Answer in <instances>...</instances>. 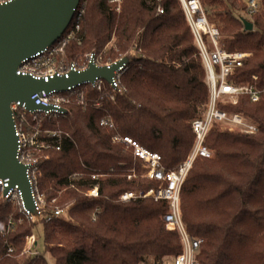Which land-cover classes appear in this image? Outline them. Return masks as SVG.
<instances>
[{
    "label": "trees",
    "instance_id": "16d2710c",
    "mask_svg": "<svg viewBox=\"0 0 264 264\" xmlns=\"http://www.w3.org/2000/svg\"><path fill=\"white\" fill-rule=\"evenodd\" d=\"M257 1L253 30L244 31L246 0H200L208 20L229 39L227 49L251 53L228 77L236 85L252 76L264 85V0ZM80 3L81 26L66 48L70 61H81L87 51L103 63L132 49L136 56L122 74L123 90L114 92L105 110L80 106L74 94L65 105L69 115L44 121L69 134L40 164L37 189L48 209L45 251L55 264H140L147 258L160 264L182 252L179 232L164 221L168 201L122 202L119 196L165 183L128 179L140 161L112 138L129 136L158 153L166 171L184 162L195 142L191 123L208 100L202 62L179 0H123L119 13L109 0ZM81 89L98 96L89 86ZM217 105L246 116L257 131L211 126L206 143L214 153L196 158L188 171L179 195L181 219L190 237L200 240L196 264H264V95L256 102L240 95L236 103L221 99ZM106 114L115 118V128L99 125ZM95 186L98 196L87 195ZM56 207L62 209L57 215ZM36 224L0 197V264H49L26 248Z\"/></svg>",
    "mask_w": 264,
    "mask_h": 264
},
{
    "label": "built area",
    "instance_id": "2783aa9c",
    "mask_svg": "<svg viewBox=\"0 0 264 264\" xmlns=\"http://www.w3.org/2000/svg\"><path fill=\"white\" fill-rule=\"evenodd\" d=\"M11 0H0V4H5ZM84 1V0H82ZM81 0L74 10L72 19L65 30V34L56 39L48 48L31 55L21 61L16 70L18 75H29L34 78L44 79L48 82L53 77H69L73 70L84 71L89 68L91 63L97 66L110 68L112 63L123 58L120 56L112 62H101V56L95 52H85L81 61H70L66 48L70 40L74 39L81 26L83 8ZM118 3L120 0H113ZM183 5V12L192 33L199 58L202 62L205 75V83L208 89V100L205 104L203 113L195 118L192 123V131L195 142L188 158L175 169L166 171L161 163V156L153 152L129 136L115 135L113 142H120L131 147L133 155L140 161L142 171L137 172L138 178L146 180H157L164 182V186L157 189L137 193L134 191L123 192L119 196L122 202L129 201L138 197H152L154 200H166L169 203V212L164 216L166 227L169 230L179 232L183 250L172 261V264H195V256L198 251L200 240L192 239L187 233L182 222L179 209V195L181 185L190 170L194 160L198 157H211L213 149L206 143L207 134L214 123H227L247 127L245 132L252 134L257 131L253 124H244L243 117L238 113H228L218 107V101L225 99L228 102L236 103L240 95H247L252 102L258 101L264 95V85L258 86L256 76L252 80L236 85L228 80L234 68L240 67L245 58L251 55L250 52L230 51L227 49L229 39L221 36L219 28L210 22L205 15L200 0H180ZM247 16L253 15L258 9L257 0H246ZM115 10L120 11L118 5ZM158 13L163 10L159 6ZM127 65L122 64L113 71L111 82L108 83L104 78L97 77L92 83L79 84L76 87H69L67 91L56 92L42 90L32 96L36 108L28 109L25 102H13L11 104L12 119L14 122L15 134L17 137V154L19 162L27 166L26 174L32 185V196L36 203L42 205L37 189V178L41 161L46 158L44 154L48 150H60L64 140L69 138V134L60 129L48 128L44 125L45 120H54L60 116H65L63 109L71 102V96L76 94L77 103L82 107L94 109H104L106 101H114V92L123 90L121 78L126 71ZM108 85V87H107ZM83 86H89L98 96L87 95ZM113 117L106 114L99 121V125L104 128H114ZM135 176V171H133ZM92 177H96L93 175ZM131 176H128L130 178ZM9 186L7 179H0V195ZM87 195L98 196V188L94 187ZM5 201H11L17 206L19 211L30 219L29 211L25 209L22 199V192L15 186L8 189ZM61 210L56 209L55 214ZM94 215V213L92 214ZM46 216V215H45ZM44 216V218H45ZM33 238H27V243ZM35 244V242H33ZM11 250V249H10Z\"/></svg>",
    "mask_w": 264,
    "mask_h": 264
},
{
    "label": "water",
    "instance_id": "95a60500",
    "mask_svg": "<svg viewBox=\"0 0 264 264\" xmlns=\"http://www.w3.org/2000/svg\"><path fill=\"white\" fill-rule=\"evenodd\" d=\"M80 0H11L0 4V179L9 184L2 191L5 201L8 189L18 186L22 192L24 207L32 222H41L46 210L32 196V185L26 174L27 166L19 162L17 137L12 119L11 104L25 102L28 109L36 108L32 96L42 90L67 91L83 83H92L102 77L111 82L113 71L120 65H128L135 58L131 51L110 68L94 63L84 71H71L69 77H53L48 82L29 75H18L21 61L48 48L67 29ZM245 31L253 30V24L242 18ZM64 114L70 111L63 109Z\"/></svg>",
    "mask_w": 264,
    "mask_h": 264
},
{
    "label": "rangeland",
    "instance_id": "374dc122",
    "mask_svg": "<svg viewBox=\"0 0 264 264\" xmlns=\"http://www.w3.org/2000/svg\"><path fill=\"white\" fill-rule=\"evenodd\" d=\"M110 1V3L111 4H116V5H118V7H119V9H120V11L122 10V7H123V0H120V2H119V4L118 3H115V2H113V0H109ZM180 1V0H179ZM180 4H181V6L183 7V5H182V3L180 2ZM183 9V8H182ZM258 9H259V6H258ZM257 9V10H258ZM114 10H115V5H114ZM120 11H116L115 10V12H117V13H119ZM256 13V12H255ZM254 13V14H255ZM242 15H244V19H246V20H248V21H250L251 22V18L252 17H248L247 16V14H245V12H242ZM213 23V22H212ZM216 25V24H215ZM217 26V25H216ZM218 27V26H217ZM243 29H244V27H243ZM245 31V30H244ZM111 41H113V38L111 39ZM131 51H134L135 52V50H131ZM131 51H129V52H131ZM128 52V53H129ZM128 53H126V54H128ZM126 54H124V55H121V56H125ZM135 56H136V53H135ZM222 100H224V99H222ZM206 104V103H205ZM204 109H205V106H204V108H203V110H202V113H203V111H204ZM201 113V114H202ZM238 113V112H237ZM200 114V115H201ZM238 114H240L242 117H243V123L244 124H248V125H250V124H253V125H255L254 123H252L251 121H250V119L249 118H247L246 116H244V115H242L241 113H238ZM199 115V116H200ZM109 116H111V115H109ZM111 117H113V116H111ZM113 119H114V128H115V126H116V121H115V118L113 117ZM218 125H219V127H220V129H222V130H227V131H233L234 129H236V130H238V131H241V132H244V133H247V132H245L246 130H248V128L247 127H244V126H241V125H233V124H227V123H218ZM193 148V147H192ZM213 153H214V150H213ZM46 158H48L47 157V155H46ZM188 158V157H187ZM39 164H41V159H40V162H39ZM39 173H38V178H39V176L42 174L41 173V168H39ZM143 169H142V166H141V164H140V170L139 171H137L136 169H135V166L133 165V167L132 168H130L129 169V171H128V175H127V178H128V176H131L130 178H128V179H136V178H138V174H137V172H141ZM133 171H135V176L133 175ZM97 175H99V176H101L102 174H97ZM38 178H37V182H38ZM140 180H143V179H141V178H139ZM36 186H37V184H36ZM95 187H97V186H95ZM98 188V187H97ZM134 192H136V191H134ZM142 192H144V191H140V192H137V193H142ZM39 197H40V199H41V202H42V205H41V203H40V207H43L45 210H46V214H47V212H48V209H47V205L45 204V201H44V198H43V196L41 195V193L39 192ZM0 197H1V195H0ZM156 201V200H155ZM56 209H59V210H61L62 211V209L61 208H59V207H56L55 209L53 208V210L55 211ZM93 214V213H92ZM44 219H42V221H43ZM42 221L41 222H36L37 224H36V226H35V228H34V230H33V236H31L32 238H33V240L31 241V242H28L27 244H26V248L28 249V250H33V254H43L44 256H46V258H47V260H48V263L49 264H55V262H54V260H53V258L51 257V256H49V254H47L46 253V251H45V247H44V242H43V224H42ZM180 240H181V238H180ZM36 241V242H35ZM33 242H35L36 243V245L34 246V243ZM181 243H182V241H181ZM33 246H34V248H33ZM182 250H183V245H182ZM173 259L174 258H169V259H167V258H163V260L161 261V263L160 264H172V261H173ZM140 264H154V262L152 261V259H150V258H147L146 260H144V261H142ZM195 264H196V256H195Z\"/></svg>",
    "mask_w": 264,
    "mask_h": 264
}]
</instances>
